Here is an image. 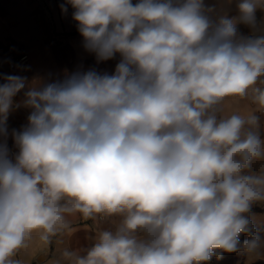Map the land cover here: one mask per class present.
I'll return each mask as SVG.
<instances>
[{
	"label": "clouds",
	"instance_id": "clouds-1",
	"mask_svg": "<svg viewBox=\"0 0 264 264\" xmlns=\"http://www.w3.org/2000/svg\"><path fill=\"white\" fill-rule=\"evenodd\" d=\"M65 0L96 68L63 78L0 74V264L68 217H115L70 264H210L264 249L261 117L222 115L227 97L264 112V0ZM249 29L241 32L240 26ZM17 97H20L17 99ZM28 110L19 130L12 112ZM11 137L15 151L8 146ZM247 236V239H241Z\"/></svg>",
	"mask_w": 264,
	"mask_h": 264
},
{
	"label": "crops",
	"instance_id": "crops-1",
	"mask_svg": "<svg viewBox=\"0 0 264 264\" xmlns=\"http://www.w3.org/2000/svg\"><path fill=\"white\" fill-rule=\"evenodd\" d=\"M65 0H0V74H14L33 78H63L65 72L78 68L112 72L116 60L97 65L93 54L83 48L82 37L72 19V9L62 13L60 5ZM216 6L218 13L231 11L235 14L232 0H206ZM27 54L24 63L16 68L9 67L7 57ZM264 80V78H262ZM258 87L264 83L258 82ZM20 97H17L19 99ZM222 115L233 113L247 115L256 112L260 117L264 112L257 111L250 98L227 97L222 103ZM28 110L12 112L8 119L9 130H19L27 123ZM264 121V117L261 120ZM13 141L8 138L11 149ZM71 230L45 242L38 232H34L26 246L20 249L13 259L20 264H70L63 257L65 250L82 254L95 242L99 231L114 227L115 217L97 216L84 220L79 214L68 217ZM246 255V259H247Z\"/></svg>",
	"mask_w": 264,
	"mask_h": 264
},
{
	"label": "rangeland",
	"instance_id": "rangeland-1",
	"mask_svg": "<svg viewBox=\"0 0 264 264\" xmlns=\"http://www.w3.org/2000/svg\"><path fill=\"white\" fill-rule=\"evenodd\" d=\"M258 20L264 25V10H258L257 12ZM241 32L248 34L249 29L245 26H240ZM264 115L261 116V120L263 119ZM261 131L264 133V121L262 122ZM264 165V161H259L254 165L255 170H260L261 166ZM253 224L256 227L258 233L264 237V204H259L253 208V216H252ZM247 236H242L241 239H247ZM226 254V253H225ZM264 259V249L261 250L260 254L255 257H247L243 255L241 259H239L236 264H253L258 263L259 260ZM210 264H222L221 259L213 258Z\"/></svg>",
	"mask_w": 264,
	"mask_h": 264
},
{
	"label": "trees",
	"instance_id": "trees-1",
	"mask_svg": "<svg viewBox=\"0 0 264 264\" xmlns=\"http://www.w3.org/2000/svg\"><path fill=\"white\" fill-rule=\"evenodd\" d=\"M244 254L240 253H231V254H224L223 259H221L222 264H236V262L242 258ZM246 264V263H243ZM253 264H264V259L259 260L258 263H253Z\"/></svg>",
	"mask_w": 264,
	"mask_h": 264
},
{
	"label": "built area",
	"instance_id": "built-area-1",
	"mask_svg": "<svg viewBox=\"0 0 264 264\" xmlns=\"http://www.w3.org/2000/svg\"><path fill=\"white\" fill-rule=\"evenodd\" d=\"M27 58V54H21L20 56L18 57H15V58H12V57H7V61H8V64H9V67L14 69L16 68L20 63H24L25 60ZM11 150L14 152L15 151V148L14 146L12 145L11 147ZM102 217V216H101Z\"/></svg>",
	"mask_w": 264,
	"mask_h": 264
}]
</instances>
